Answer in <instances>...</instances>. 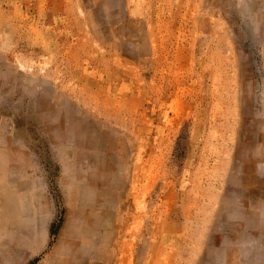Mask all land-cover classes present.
Wrapping results in <instances>:
<instances>
[{
	"label": "rangeland",
	"instance_id": "1",
	"mask_svg": "<svg viewBox=\"0 0 264 264\" xmlns=\"http://www.w3.org/2000/svg\"><path fill=\"white\" fill-rule=\"evenodd\" d=\"M0 264H264V0H0Z\"/></svg>",
	"mask_w": 264,
	"mask_h": 264
}]
</instances>
